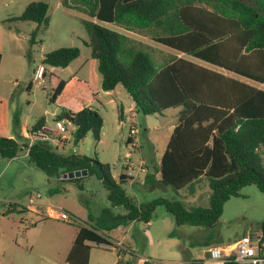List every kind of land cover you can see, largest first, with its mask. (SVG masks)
Returning <instances> with one entry per match:
<instances>
[{
	"label": "trees",
	"instance_id": "trees-1",
	"mask_svg": "<svg viewBox=\"0 0 264 264\" xmlns=\"http://www.w3.org/2000/svg\"><path fill=\"white\" fill-rule=\"evenodd\" d=\"M61 1L64 7L90 18L82 21L88 36L85 45L98 63L103 91L122 86L132 98L136 113L143 116H162L166 110L179 109L177 125L160 164L146 181L195 194L196 184L205 178L211 190L206 207L189 209L181 201L166 198L137 204L122 187L130 178L122 174L119 181L115 180L105 171L109 170L108 165L87 156L62 155L48 142L26 145L28 159L48 177L63 180L66 173L87 170L88 176L97 177L108 189L112 206L122 207L126 212L116 215L104 209L98 227H80L66 259L68 264H89L90 244L106 245L107 233L132 222L150 223L158 207H164L177 226L211 230L221 218L226 202L239 197L241 189L255 186L264 194V88L185 57L158 64L128 35L93 21L127 31H152L154 41L165 47L264 85V0ZM48 11L47 3L35 1L11 20L48 25ZM31 41L34 42L33 37ZM80 55L78 47L61 48L46 54L43 63L67 68ZM1 61L0 52V65ZM64 87L65 81L61 80L53 89L52 104ZM55 120L74 126L75 145L88 133H92L96 145L101 140L104 118L93 107H84L79 112L64 110ZM42 122L43 119L34 129L41 128ZM19 151L20 144L15 139L0 136L3 158L14 159ZM156 174H160L158 181ZM51 192L57 193L59 189ZM89 218L92 220V215ZM134 258L132 254V259L122 263L138 264ZM143 264L159 263L145 260ZM227 264L239 263L231 258Z\"/></svg>",
	"mask_w": 264,
	"mask_h": 264
},
{
	"label": "rangeland",
	"instance_id": "rangeland-1",
	"mask_svg": "<svg viewBox=\"0 0 264 264\" xmlns=\"http://www.w3.org/2000/svg\"><path fill=\"white\" fill-rule=\"evenodd\" d=\"M35 1L49 5L48 25L11 20L20 16L27 5ZM83 20L90 18L78 10L64 7L61 0H0V51L3 54L0 97L8 101L11 120L16 114L23 123L30 124L45 118L48 127H54L57 115L64 110L70 111L64 106L57 107L56 102L52 104L50 96L58 85L55 84L57 78L68 81L72 75H77L86 82L91 81L89 76L93 59L90 48L85 45L88 36ZM93 21L128 35L140 48L147 50L158 64H164L174 57L195 60L154 41L152 31H127L96 19ZM32 37L34 42L31 41ZM71 47H78L81 55L69 68H55L43 63L46 54ZM38 66L45 67L47 74L44 80L34 82V70ZM96 66L93 72L100 83L101 76ZM32 81L33 86L28 89ZM253 84L264 88L263 85ZM119 88L123 89L122 86ZM82 92L89 94L88 89ZM124 94L128 96L126 92ZM100 112L104 118L105 143L96 145L92 133H88L76 145L74 141L66 143L60 149L62 155L87 156L108 165L109 170L105 168V171L117 181L122 174L133 178V182L128 179L122 187L137 204L166 198L181 201L189 209L208 206L211 190L205 178L196 184V193L190 194L188 190L176 192L158 182H147L144 175L148 169L153 171L158 166V158L162 157L166 149L172 127L178 122L179 109L166 110L162 116L138 114L135 122L129 120L122 125L115 109L106 106L100 108ZM133 127L137 133L131 139L136 146L128 149L127 138ZM150 143L155 145V159H152ZM51 147L57 148L54 143ZM127 152L132 153L131 161L135 165L131 176L130 170L125 171L124 157ZM141 168L146 172H142ZM52 189H59V192L52 193ZM37 194L41 198L36 200V205L43 209L27 206L30 198H35ZM47 207L61 209L70 216L71 221L49 217ZM36 209L38 213L31 212ZM104 209H110L116 215L126 213L122 207L112 206L108 189L97 177L84 175L78 182L58 180L48 177L33 162L23 157L21 149L16 159L0 155V264H68L66 259L79 228L98 227ZM263 224L264 194L255 186H247L241 189L239 197L226 202L214 229L177 226L174 217L164 207H158L150 225L135 221L107 233L109 238L106 245L90 244L89 264H123L132 259V254L138 264L143 259L159 264L197 261L204 256L205 243L223 246L246 235L260 236L263 235ZM172 232L175 234L172 235Z\"/></svg>",
	"mask_w": 264,
	"mask_h": 264
},
{
	"label": "crops",
	"instance_id": "crops-1",
	"mask_svg": "<svg viewBox=\"0 0 264 264\" xmlns=\"http://www.w3.org/2000/svg\"><path fill=\"white\" fill-rule=\"evenodd\" d=\"M178 54L184 55V54H181L179 52H178ZM184 56H186V55H184ZM195 60H192V61L197 62V63L204 65V66L208 65L207 63H204V62H201L198 60L195 61ZM96 62H97L96 60H94V59L92 60L93 65L91 68V74L89 76L91 78L90 82H86V81L80 79L77 75H72L68 81H65V79H62V78H57V80L55 81V84L56 83L58 84L61 80L65 81V87H64L61 95L56 100L57 107L64 106V107H67L68 109H70V111H72V112H79L84 107H93L100 112V108H105L106 106H109V107L115 109L121 115V117L119 118L120 125L124 124V122L129 121V120L132 122H135V119L138 116V114L135 111V105H134L132 98L129 95L128 96L125 95L124 94L125 91L123 92L122 91L123 89H120L119 87H117L115 90L110 91V92L103 91L101 89V82L99 83V80L97 79V76L94 73L95 71L93 70V67L96 66L95 65ZM2 63H3V54H2V61H1L0 67L2 66ZM69 66L67 68H69ZM96 67L98 70V63H97ZM67 68H65V69H67ZM215 68H218V67H215ZM44 69H45V77H46V74H47L46 68L44 67ZM218 69H220V68H218ZM220 70H222V69H220ZM223 71H225V70H223ZM225 72H227V71H225ZM227 73H229L230 75H228ZM227 73H224V74H226L227 76L236 78V79H240V80L245 81L247 83H250L252 85H254L253 83H255V82H252V81L245 79V78H242V77L239 78V76H237L231 72H227ZM231 74H233L237 77H234ZM45 77H44V79H45ZM32 86H33V81L28 84V89H31ZM254 86H256V85H254ZM85 89L89 90V94L82 92ZM7 103H8V101L6 99L0 97V136L5 137V138L15 139L20 144L21 154H23V157L28 158V150H27V146H26V145H28V141L24 137V133H25V131L33 130L34 126L38 122H40L42 119L44 120V122H42L41 128L48 126L47 120L45 118H41L35 124H30V123H26V122L23 123V120L21 118H19L18 114H16L14 116V119L11 120L10 109H9V106ZM96 105H98V106H96ZM176 125H177V122L172 127V132H173ZM103 136H104V127L102 130L101 140H100L99 144L105 143ZM133 142H134L133 139H131L130 136H128V138H127V148L128 149L132 147L131 144ZM52 143L53 142H49V145L51 146ZM23 145H25V146H23ZM150 147L152 150V159L153 158L155 159L156 155H155V153H153L155 151V145L153 143H150ZM138 148H140V147H138ZM59 152H60V149H59ZM16 158H14V159H16ZM161 158L162 157L158 158V160H159L158 166L160 164ZM144 159L145 158H143V160ZM142 162L143 161L141 160V163ZM125 171H126V169H125ZM142 172L145 173L146 170L142 171ZM144 175L146 176V178H151L153 175V171L148 169L147 173ZM130 179L132 180L130 182H133L134 179L133 178H130ZM159 179H160V174H156L155 180H159ZM37 207L43 209V207L40 205H38ZM33 211L38 213L37 209L31 210V212H33ZM150 223H148L147 225H150ZM118 244L124 245L123 242H119ZM223 246H226V245H223ZM129 247L132 249L131 246H129ZM145 260L146 259L141 260L139 262V264H143V262ZM183 263H185V262L179 261V262H171V263H165V264H183Z\"/></svg>",
	"mask_w": 264,
	"mask_h": 264
},
{
	"label": "built area",
	"instance_id": "built-area-1",
	"mask_svg": "<svg viewBox=\"0 0 264 264\" xmlns=\"http://www.w3.org/2000/svg\"><path fill=\"white\" fill-rule=\"evenodd\" d=\"M45 69L43 66H38L34 70V82H40L44 80ZM68 125V126H67ZM73 127L66 121L55 120L54 127H42L38 130L25 131L24 137L28 141V146H31L35 142H53L55 146L62 149L66 143L74 141ZM137 133L133 127L130 129V138ZM135 147V142L131 144ZM28 150V149H27ZM132 153L127 152L125 155V167L126 171H131L130 176L135 170V165L131 161ZM145 171L144 168H141ZM41 195L37 194L31 197L27 206H37L36 200L40 199ZM47 215L49 217L62 220L65 222L71 221L70 216L63 212L61 209H55L53 207H47ZM263 235L255 236H243L236 240L234 243L226 246L210 245L206 247L204 256L200 259L201 264H227L228 261L233 258L235 262L239 264H261L264 263V243L262 242Z\"/></svg>",
	"mask_w": 264,
	"mask_h": 264
},
{
	"label": "water",
	"instance_id": "water-1",
	"mask_svg": "<svg viewBox=\"0 0 264 264\" xmlns=\"http://www.w3.org/2000/svg\"><path fill=\"white\" fill-rule=\"evenodd\" d=\"M84 175H88L87 170H77V171L64 174L63 179L72 180V179L80 178L81 176H84Z\"/></svg>",
	"mask_w": 264,
	"mask_h": 264
}]
</instances>
